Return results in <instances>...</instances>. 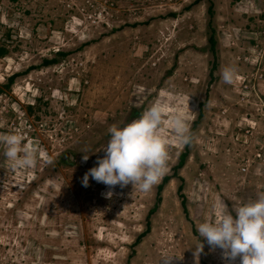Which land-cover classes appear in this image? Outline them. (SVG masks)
I'll use <instances>...</instances> for the list:
<instances>
[{"label":"rangeland","instance_id":"374dc122","mask_svg":"<svg viewBox=\"0 0 264 264\" xmlns=\"http://www.w3.org/2000/svg\"><path fill=\"white\" fill-rule=\"evenodd\" d=\"M153 102L165 108L166 173L148 192L84 187L108 128ZM176 114L190 144L168 124ZM8 132L39 155L15 168L0 139V264H240L203 238L197 258L196 228L222 199L231 210L264 193V0H0Z\"/></svg>","mask_w":264,"mask_h":264},{"label":"clouds","instance_id":"9594fccd","mask_svg":"<svg viewBox=\"0 0 264 264\" xmlns=\"http://www.w3.org/2000/svg\"><path fill=\"white\" fill-rule=\"evenodd\" d=\"M238 75L235 66L227 65L221 71L222 80L231 84ZM165 108L159 102H153L141 115L124 124H112L108 128L109 138L101 150L95 166L82 178L84 187L89 186L91 177L109 188L104 195L111 198L116 186L121 188L132 184L148 192L167 171L169 157L168 140L161 134L165 121ZM175 137L181 144L192 141V134L182 114L167 118ZM6 145L5 155L15 168H30L38 162L39 149L20 132L0 134ZM84 154L83 161H88ZM219 216L206 219L197 225V244L194 255L198 258L203 252L206 240L211 248L223 250L225 259L240 264H264V193L248 201L233 200L231 210L222 199L219 202ZM173 257L164 256L160 264H170Z\"/></svg>","mask_w":264,"mask_h":264},{"label":"trees","instance_id":"16d2710c","mask_svg":"<svg viewBox=\"0 0 264 264\" xmlns=\"http://www.w3.org/2000/svg\"><path fill=\"white\" fill-rule=\"evenodd\" d=\"M210 43H211L212 46H214L215 43H216V41L211 37V38H210ZM52 62H54V61H46V64H49V63H52ZM166 180H167V179H166Z\"/></svg>","mask_w":264,"mask_h":264}]
</instances>
